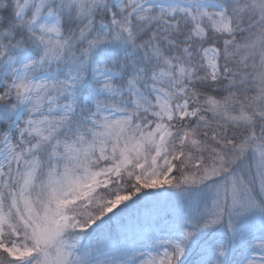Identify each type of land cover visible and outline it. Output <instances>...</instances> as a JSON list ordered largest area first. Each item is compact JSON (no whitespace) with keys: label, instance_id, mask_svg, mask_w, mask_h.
<instances>
[{"label":"snow or ice","instance_id":"obj_1","mask_svg":"<svg viewBox=\"0 0 264 264\" xmlns=\"http://www.w3.org/2000/svg\"><path fill=\"white\" fill-rule=\"evenodd\" d=\"M0 264H264V0H0Z\"/></svg>","mask_w":264,"mask_h":264}]
</instances>
